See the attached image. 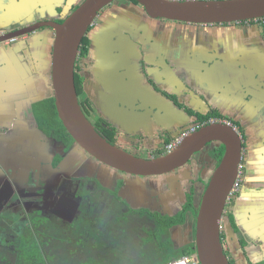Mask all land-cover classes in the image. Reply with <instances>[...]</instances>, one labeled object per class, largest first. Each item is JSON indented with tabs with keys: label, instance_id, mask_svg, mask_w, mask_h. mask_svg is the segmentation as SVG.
I'll list each match as a JSON object with an SVG mask.
<instances>
[{
	"label": "flooded vegetation",
	"instance_id": "flooded-vegetation-1",
	"mask_svg": "<svg viewBox=\"0 0 264 264\" xmlns=\"http://www.w3.org/2000/svg\"><path fill=\"white\" fill-rule=\"evenodd\" d=\"M84 1L53 0V17H37L16 27L14 30L27 28L45 20L63 22ZM116 3H118V6ZM113 6L119 7L120 11L113 13V10H110ZM104 14L105 16H103ZM158 20H161L159 25L156 23ZM177 22L193 26H204V24ZM101 23L106 24L102 37L111 38V36H116L123 38L130 35L133 38H138V46H132V51L138 55L140 54V56L134 62H129L126 68L128 71L134 69L131 75H134L137 84H139L137 88H139L140 101L156 102L157 99L159 100L163 97L167 101L173 102L175 107H177V111L183 112V110H186L191 115L193 111L187 105L194 100L200 99L194 93L195 90L198 92L200 90L188 83L189 88H186L182 93L170 92L166 88V81L161 77V74L152 75L149 71L145 50L148 45L147 39L152 34L167 33V28L165 30L162 29L169 22H167V19L151 18L138 2L133 0H114L112 4L102 10L98 20L89 30L85 37L89 41V50L86 54L81 53L79 55L76 64V79L80 82V89L77 88L80 103L87 117L90 119L92 116L93 120H90L99 133L120 148H122L120 145H126L127 149H122L135 155L141 156L139 153H144L146 156L143 157L146 158L164 155L167 153L166 148L170 143L168 139L172 138L169 136L171 129L160 128L161 132L156 135V143L154 144L156 148H154L151 140H149L150 138L141 129H127L123 123L104 117L100 113L96 101L89 95V85L94 81V70L91 66L92 64L94 67L95 62L92 57L95 49L94 40L96 31L103 25ZM239 24L250 28L252 25H256L252 28V32L258 30V32L264 33V28L261 29V26L264 25V18L239 22ZM229 25L240 26L236 25V23ZM229 25L225 24V26ZM200 31L201 29L199 28L193 32L200 33ZM36 32H46L43 34L45 37L36 38L38 47L39 45L41 46L38 51L33 49L32 45V38ZM36 32L20 36L17 40H24L23 44L26 46L23 50V58H26L28 62H34L39 71L38 83H36L37 90L32 98L23 97L20 99L22 100L21 106L25 105L27 113L20 120L17 118V122L12 123V125L8 121L7 125L0 130V257L4 260L1 263L15 264L19 257L24 262L27 257L20 249H17L18 246L14 247V245L21 243L22 238H26L31 233L42 232V237H38V243L45 256L47 251L49 252V247L53 254V234L57 236L61 231L62 234L67 233V236H70V240L74 243V247H68L69 253L73 250L77 256L87 257L97 261L99 264H129L131 259L135 260L134 256L126 255L127 259L122 258L123 261H121L117 257L118 253H111L103 248L107 245L111 247L115 244L120 247L119 241L126 239L129 242V236L133 238V235L136 237V242L142 238L145 239L150 234V231L152 233L154 228L159 227L158 224L162 226L168 221V218L176 217L185 210L187 220L184 224L192 219L193 225L190 230L194 232L195 237L194 222L197 214L194 209L199 205L208 184L206 178L210 180L214 169L222 160L225 146L218 141L211 142L207 145V149L195 153L183 167L163 175L152 176L155 177L156 185L147 199H144L143 196L145 189L142 192L131 185L129 187L130 191H122L126 188L127 181L137 183L133 182V176L136 175L131 177V174L124 172L122 173L126 175L110 173V171L102 173L101 165L87 158L89 153L79 147L73 138L72 140L60 130L53 128L52 100L54 97L51 78V57L55 32L52 27L48 26L42 27ZM184 32L181 28L176 31L177 35H181ZM262 39L264 41V37ZM250 45L251 49L255 47L253 40H250ZM216 53L214 52L212 56L204 58V63L209 64V67L214 66L216 61L225 62L227 65L233 60L230 53L222 55ZM244 57L246 58L247 56ZM46 81H49V84ZM211 89L202 90L204 93L203 97L207 101L219 97V92L216 93L214 89ZM152 90L158 93L157 97ZM212 110L214 108L202 111L203 113L196 112L198 115L197 119H195L196 117L190 119L189 116L184 114L186 121L180 122V124L186 125L189 122L187 124L189 129L186 128L183 131L186 126H180L177 123L179 125L172 127L175 128L173 129L175 133L173 140L180 138L181 135L185 134L184 132L199 129L203 124H208L213 119H223L213 116L207 119L202 118V116L210 114ZM162 124L160 123L159 125L163 126ZM238 130L245 139L244 130L240 127ZM15 132H17V135L13 136ZM6 138H8V141L5 143ZM145 140L146 144L144 143ZM245 146L246 142H244V148ZM82 151L86 153L84 154ZM243 161H245L244 150ZM103 165L109 167L106 164ZM85 167L89 169L85 170ZM162 178H164V182L167 181L164 184L165 186L167 185V188H164L168 189L167 191H163ZM157 185L161 193H154L156 187H158ZM170 191H172L171 193L174 192V200L179 198L178 200L182 203L181 207L175 208L171 206ZM166 198L170 206L167 208L163 206L162 202ZM121 203L131 206L129 211H127L128 213L126 212L127 214L124 215L125 217L118 220L117 216L122 211ZM133 216H136V220H134ZM145 217L148 220L139 221L140 218ZM152 220H154L155 225L146 226L145 223ZM184 224L175 225L168 233L162 232L158 235H163V239L157 242L158 245H162L161 248L163 249V253L157 258L158 261L163 259L162 255L164 256L165 253L169 252L164 241H169L170 237L176 247L193 243V236L188 238L187 241H183L180 246H177L174 242L173 229L179 228ZM55 230L56 232H54ZM64 230L67 232H64ZM78 238L81 239L76 242ZM149 242H152V238L146 242L143 241L142 247L137 243H135V246L133 243H129L130 246L127 247L132 251L139 245L147 253L145 254L143 251L138 258L145 259L151 253L152 260H154L155 256L149 247ZM225 252L230 264H239L230 254L229 248L225 247ZM117 259L122 263L117 262ZM249 260L248 264H264V257H252Z\"/></svg>",
	"mask_w": 264,
	"mask_h": 264
},
{
	"label": "crops",
	"instance_id": "crops-1",
	"mask_svg": "<svg viewBox=\"0 0 264 264\" xmlns=\"http://www.w3.org/2000/svg\"><path fill=\"white\" fill-rule=\"evenodd\" d=\"M41 16L53 17V0H0V32L14 30ZM208 25H204L203 30L199 26L169 22L162 29L167 28V33L152 34L145 50L149 71L152 75L161 74L170 92L182 93L188 83L201 93L214 89L219 92L218 98L210 101L197 99L192 104H196L200 111L214 108L224 120L244 130L246 146L245 161L241 166L242 184L227 204L222 237L224 246L229 248L237 263L248 264L252 257H264V41L258 30L252 32L256 25L251 28L241 26L239 22L236 25L240 26ZM105 27L103 24L96 31L92 54L94 67L91 64L94 81L89 85V95L104 117L123 123L127 129H141L156 148L154 144L160 128L171 129L169 136L173 138L175 128L170 124L186 121L184 113L157 99L160 111L165 112L160 113L161 122H158L153 116L156 111L150 106L153 102L139 103V84L131 75L134 69L128 71L126 68L129 62L140 56L132 51V46H138V38L130 35L105 38L102 37ZM177 28L185 32L177 35ZM199 28L200 33L193 32ZM45 33L36 32L32 38L36 51L41 48L36 38ZM22 40L0 44V130L8 121L12 125L27 113L20 99L32 98L37 90L39 71L34 62L23 58L26 45ZM250 40L255 44L252 49ZM111 43L112 50L109 49ZM211 52L218 55L230 53L233 60L227 65L216 61L209 67L204 58L212 56ZM133 100L129 105L128 102ZM138 104L148 107L142 110Z\"/></svg>",
	"mask_w": 264,
	"mask_h": 264
},
{
	"label": "water",
	"instance_id": "water-1",
	"mask_svg": "<svg viewBox=\"0 0 264 264\" xmlns=\"http://www.w3.org/2000/svg\"><path fill=\"white\" fill-rule=\"evenodd\" d=\"M151 18H161L190 24H232L264 18V0H136ZM114 0H85L72 11L63 22L45 20L18 30L0 32V44L14 41L25 34L48 26L55 32L51 57V78L53 97L59 118L77 145L98 161L118 171L136 176H158L172 172L188 163L195 153L201 152L211 142L218 141L225 146L219 165L214 169L198 205L195 225V247L199 264H230L223 242V217L235 181L241 171L245 139L230 121L203 124L195 131L184 132L179 144L164 155L146 158L130 153L108 141L96 129L85 114L76 86V64L81 54L83 40L96 23L104 8ZM188 88V87H187ZM208 90V89H207ZM152 92L156 95L155 90ZM204 101V93L194 91ZM126 100H128L126 98ZM140 101V97L138 96ZM137 101L136 103H138ZM158 101L168 106L173 102L161 97ZM134 102H128L131 105ZM150 106L160 121V106L155 101ZM145 103L146 101H140ZM188 104L193 113H183L196 117L203 113L196 104ZM164 104V103H163ZM142 110L147 109L138 104ZM167 113V111H166ZM168 118L172 116L168 114ZM194 120V119H193ZM189 121V120H188ZM187 124L183 131L186 130ZM179 125L171 123V127ZM189 129V128H187ZM127 183L131 184L130 181ZM126 183V184H127ZM125 185L122 191H130ZM239 264H242L239 262Z\"/></svg>",
	"mask_w": 264,
	"mask_h": 264
},
{
	"label": "rangeland",
	"instance_id": "rangeland-1",
	"mask_svg": "<svg viewBox=\"0 0 264 264\" xmlns=\"http://www.w3.org/2000/svg\"><path fill=\"white\" fill-rule=\"evenodd\" d=\"M116 5L118 6V3H116ZM74 7H76V6H74ZM110 10H113V13H115V12L118 13L120 11V8L116 7V6H113V7H111ZM103 16H105V14ZM160 21L158 20V22H156V23L159 25V24H161ZM167 22L174 23V22H177V21L167 20ZM197 26H199V25H196V27ZM199 27L202 28L203 30H205L204 26H199ZM262 28H264V25L261 26V29ZM261 36H262V38L264 37V33L263 32L261 33ZM109 49L110 50L113 49V44L112 43L110 44V48ZM90 119L93 120L92 116H91ZM144 143L145 144L147 143L146 140L144 141ZM120 146L122 148H124V149H127L126 145H120ZM207 148H208V146H206L204 148V150L207 149ZM82 152L84 154L86 153L84 151H82ZM135 153H139V152L136 151ZM139 155L146 156L144 153H139ZM87 158H90V160L92 162L99 163L101 165L100 167H101V172L102 173H108V171H110V173H116V174H119V175L120 174H124L121 171H118V170H116L114 168L106 167L105 165H103L102 163L98 162L96 159L91 157L89 154L87 155ZM198 162L200 163V161H198ZM188 168H190V167H188ZM87 169H89V168L85 167V170H87ZM124 175H126V174H124ZM86 176H89V175H86ZM131 177H132V175H131ZM206 179L209 182V179L208 178H206ZM206 179H204L205 182H207ZM154 180H155V177H152V176L151 177L150 176H133V182H137V183H131V184L127 183L126 185L127 186L128 185H132L133 187H135V188H137V189H139L141 191L145 189V194L143 196H144V199H147V197H150V195H151L150 192L153 191V188L156 185ZM162 180H163L162 181V183H163L162 184L163 191L164 190L167 191L168 189H164V188H167V185L166 186L164 185L167 181L164 182V178H162ZM171 192L172 191H170V194H171V197H170L171 200L170 201L172 202L171 206H174L175 208L176 207H181L182 206L181 205L182 204L181 201L178 200L179 198L174 200L175 199L174 198V192L173 193H171ZM154 193H161V190L159 189V186L156 187ZM120 196H121V194H120ZM122 199L124 200L123 197H122ZM162 202H163V206L165 208L170 207L169 206V201H168L167 198L165 200H162ZM130 206L131 205H126V204L121 203L120 207H121L122 211L117 216L118 220L125 217L124 215H126L128 213L127 211H129V209H130L129 207ZM133 218H134V220H136V216H133ZM145 220H148V218L145 217V218H140L139 219L140 222H143ZM145 224H146V226H154L155 225L154 224V220L147 221ZM192 225H193V222H192V219H191V220L187 221L186 224L180 226L179 228L173 229L174 242H175V244L177 246L178 245L179 246L182 245L183 241H187L188 238H191L192 236L194 238V234H193L194 232L193 231L191 232V230H190V228H192ZM181 228H182V230H180ZM54 232H56V230ZM64 232H67V231L64 230ZM59 233H61V231ZM59 233H58L57 236H54L55 234H53V241H54L53 242V254H52V250L49 247V252L47 251L46 256L44 255V252L42 251L41 246L38 243V237L39 238L42 237V234H43L42 232H39L37 234L31 233L26 238H22V242L19 243L18 245H14V247L18 246L17 249L18 250L20 249L24 253V255L26 257L37 255L36 247L39 248L40 249V254H41V257L43 258V263L44 264H48L49 262H50V264H99L97 261H94V260L89 259L87 257L84 258L83 256L82 257L81 256L80 257L77 256L76 252H74L73 250H72V252L69 253V248L74 247V243H72V241L70 240V236H67V233L66 234H62L61 233V235H59ZM149 233L150 234L147 235V238H145V239L142 238V239H140V241L138 240V242H136V240H135L136 237H134V235H133V238H131V236H129V242L126 239H123V241H119V243L121 244L120 247L118 246V244H115V245H113L111 247H109V245H107L103 249L106 250V251H109L111 253H113V252L118 253L117 257H119L121 259V261H123L122 258H126L125 257L126 255L134 256L136 261L132 260L130 258L131 260H130L129 264H158L159 261L157 260V258L159 257L160 254L163 253V249L159 248V245L157 244V242L159 240L163 239V235L157 236V238L154 239V238H152V236H150L151 235V231ZM189 235H190V237H189ZM63 237H65V238H63ZM61 238H63V239H61ZM151 238H152V242H149V247L151 248V251L153 252V254L155 256V259L152 260V254L151 253H149L150 254L149 257H147L145 259H142V258L139 259L138 257L141 256L143 251H144V248H141L143 246V241L146 242L148 239L151 240ZM80 239L81 238H78L76 242L80 241ZM155 240H156V242H155ZM165 242H167V241H165ZM129 243H133L134 246H135V243H137L141 247L139 245L138 246L136 245L137 248H134L132 251H130L128 249V247H127V246H130ZM144 252H145V254L147 253L146 251H144ZM192 253H195V252L192 250ZM165 254H167V253H165ZM162 257H163V259L160 260V261H163L166 258V257L164 258L163 255H162ZM2 261H4V260L2 259V257H0V263ZM121 261H119V259H117V262H121ZM122 264H125V263H122ZM196 264H199V263H196Z\"/></svg>",
	"mask_w": 264,
	"mask_h": 264
},
{
	"label": "trees",
	"instance_id": "trees-1",
	"mask_svg": "<svg viewBox=\"0 0 264 264\" xmlns=\"http://www.w3.org/2000/svg\"><path fill=\"white\" fill-rule=\"evenodd\" d=\"M133 1L137 2L136 0H133ZM88 50H89V41H88V38H85L84 39V46L81 49V53L86 54L88 52ZM76 85H77V88L80 89V82L77 79H76ZM52 103H53V128H55V130H60L65 135L69 136L70 139H72V136L69 134V132H67L66 128L62 124L61 119L59 118V115H58V112H57V109L55 106V99L54 98L52 100ZM211 116L222 118V114L216 109L212 110L211 113L208 114L207 116H202V118L207 119ZM168 141L169 142L173 141V138H169ZM187 208H189V207L187 206ZM194 212L197 214L198 206L194 209ZM186 220L187 219H186V210H185V211L181 212L180 214H178L176 217L168 218V221L166 223H164L162 226H161V224H158L159 227L154 228V231L151 233V236H152V238H155L156 236H158L162 232L168 233L169 231H171L170 229H172L173 226L184 224ZM195 222H194V228L196 225ZM160 241L161 240H159L158 242H160ZM164 244L168 247L169 252L167 254H164V258L165 257L166 258L163 261H159L158 264H165V263H168L170 261L178 260L180 257H182L186 254L192 253V250L196 253V247H195L194 241H193V243L191 242V243L183 245L181 247H176L173 245V239L170 237L169 241H167V242L164 241ZM161 247H162V245L160 244L159 248L162 249ZM36 253H37V255L27 257V259L24 261L25 263L23 261H21V258L19 257L16 260L15 264H44L43 258L41 257V254H40V249L37 247H36ZM195 253H193V254H195Z\"/></svg>",
	"mask_w": 264,
	"mask_h": 264
},
{
	"label": "built area",
	"instance_id": "built-area-1",
	"mask_svg": "<svg viewBox=\"0 0 264 264\" xmlns=\"http://www.w3.org/2000/svg\"><path fill=\"white\" fill-rule=\"evenodd\" d=\"M218 121H221V119L211 120V122H218ZM226 121H228V120H226ZM180 140H181V138H176L175 140L171 141L167 145V148H166L167 152L173 150L179 144ZM241 184H242V172L240 171L239 176L234 183V186H233V189L231 192V197L239 192V190L241 188ZM196 263H198L197 256L193 253H189V254H186V255L180 257L178 260L170 261V262L165 263V264H196Z\"/></svg>",
	"mask_w": 264,
	"mask_h": 264
}]
</instances>
